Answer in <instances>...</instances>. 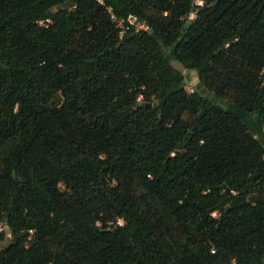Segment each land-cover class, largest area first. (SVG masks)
I'll list each match as a JSON object with an SVG mask.
<instances>
[{"label": "trees", "instance_id": "16d2710c", "mask_svg": "<svg viewBox=\"0 0 264 264\" xmlns=\"http://www.w3.org/2000/svg\"><path fill=\"white\" fill-rule=\"evenodd\" d=\"M105 3L0 0V264H264V0Z\"/></svg>", "mask_w": 264, "mask_h": 264}, {"label": "rangeland", "instance_id": "374dc122", "mask_svg": "<svg viewBox=\"0 0 264 264\" xmlns=\"http://www.w3.org/2000/svg\"><path fill=\"white\" fill-rule=\"evenodd\" d=\"M147 12L150 14H154V13H156V9L155 8H149ZM189 17L192 19L195 17V14L191 13ZM174 65L183 74L185 89L187 91L191 92L193 90H200V91L203 90L202 91L203 95H206L210 100L217 102V99H216L214 93L212 91L208 90L204 85H202V83L199 81L198 76L194 70L186 69L177 62H174ZM218 103H220V101ZM1 227L5 230V236L3 239L0 240V251L3 248H5L12 240V234L10 233L8 227L5 225H1Z\"/></svg>", "mask_w": 264, "mask_h": 264}, {"label": "built area", "instance_id": "2783aa9c", "mask_svg": "<svg viewBox=\"0 0 264 264\" xmlns=\"http://www.w3.org/2000/svg\"><path fill=\"white\" fill-rule=\"evenodd\" d=\"M102 5H106L105 0H96ZM198 3H201L200 1ZM106 9L109 13V17L111 21L119 28V37L122 38L123 34L130 30L131 28H134L135 30L144 29L146 28V25L143 21H140L136 15L134 14H128L126 17H119L117 16L111 6L106 5ZM50 20L48 18L43 20H38L37 22L39 24H45L49 22ZM218 211H213L212 216H217ZM117 224L121 225L123 223L121 218L117 219Z\"/></svg>", "mask_w": 264, "mask_h": 264}, {"label": "water", "instance_id": "95a60500", "mask_svg": "<svg viewBox=\"0 0 264 264\" xmlns=\"http://www.w3.org/2000/svg\"><path fill=\"white\" fill-rule=\"evenodd\" d=\"M203 91V90H202ZM202 91H201V93H202ZM149 104V103H148ZM150 105V104H149Z\"/></svg>", "mask_w": 264, "mask_h": 264}]
</instances>
